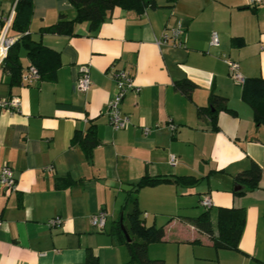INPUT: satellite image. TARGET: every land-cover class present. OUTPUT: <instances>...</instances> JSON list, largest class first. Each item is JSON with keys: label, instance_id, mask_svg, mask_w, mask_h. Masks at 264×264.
<instances>
[{"label": "crops", "instance_id": "crops-1", "mask_svg": "<svg viewBox=\"0 0 264 264\" xmlns=\"http://www.w3.org/2000/svg\"><path fill=\"white\" fill-rule=\"evenodd\" d=\"M15 2L0 0V19ZM156 3L140 14L116 6L96 30L83 21L68 35L41 29L61 15L73 18V5L33 0L27 32L57 50L60 65L53 80L26 85L11 83L0 64V98L20 101L18 111L0 108V167L10 166L16 178L14 190L0 188V264H85L88 249L98 264H123L128 252L113 232L143 175L199 179L136 192L144 223L163 226L162 238L147 247L150 258L164 264H264V125L254 121L225 62L235 61L244 78H264V2ZM177 21L184 26L182 46L157 45ZM211 31L218 33L216 46L209 44ZM6 33L18 36L10 27ZM19 59L23 72L25 51ZM82 64L89 68L86 91L75 86ZM115 69L128 71L134 85L120 102L129 122L119 130L112 129L107 113ZM182 80L194 84L189 96L176 85ZM211 94L225 97L229 109L217 113L215 124L199 111ZM91 124L98 143L87 158L71 140ZM252 162L261 170L257 186L235 195L242 185L234 176ZM60 179L69 183L57 187ZM203 196L211 201L210 211L245 208L238 249L215 248L207 233L186 220L205 209ZM99 210L107 214L100 229L90 223ZM54 216L62 219L58 227L46 223ZM211 221L214 227V214Z\"/></svg>", "mask_w": 264, "mask_h": 264}, {"label": "trees", "instance_id": "trees-1", "mask_svg": "<svg viewBox=\"0 0 264 264\" xmlns=\"http://www.w3.org/2000/svg\"><path fill=\"white\" fill-rule=\"evenodd\" d=\"M75 8V15L66 19L62 15L53 23L43 27L41 31L57 34H74L76 23L86 21L91 30H96L100 24L107 19L114 7L118 6L126 10H132L137 14L142 13L148 7L158 6L156 0H68ZM33 0H16L11 19L10 28L18 33L13 44L8 48L6 56L2 60V67L9 73L11 83L20 81L22 64L19 59L20 50L24 49L28 65L36 67L39 78L53 80L56 70L60 65V55L54 48L43 44L39 39L31 37L27 32L31 19ZM26 66V67H27ZM176 85L186 95H190L194 84L189 80L176 82ZM241 85V96L243 101L252 110L254 121L264 125V78L247 77ZM220 110H229L226 106L225 97L211 94L209 105L199 108V111L206 114L213 124ZM71 142L81 146L86 157L91 156L94 146L98 143L95 127L91 124L86 133L77 131ZM260 167L252 162L249 168L237 173L234 180L242 186L240 190L234 191L235 195H241L247 190L257 186L260 176ZM194 176H141L135 183L132 194L125 205L122 215V224L129 236L126 239L117 222L114 229V236L123 243L128 252V259L123 264H164L163 259L150 258L147 247L150 243L159 241L163 236V226L146 225L142 217V211L137 203L136 192L143 186H153L161 182H172L177 185H193L198 182ZM69 183L68 180L56 181L57 187ZM194 217L186 220L193 224L199 231L207 233L215 248L238 249V240L245 221V208L243 206H218L214 211V227L212 225V212L210 207ZM85 264H98V259L91 250L86 251Z\"/></svg>", "mask_w": 264, "mask_h": 264}, {"label": "built area", "instance_id": "built-area-1", "mask_svg": "<svg viewBox=\"0 0 264 264\" xmlns=\"http://www.w3.org/2000/svg\"><path fill=\"white\" fill-rule=\"evenodd\" d=\"M250 3H262L264 0H249ZM14 8L9 12V14L0 19V64L2 63L3 58L6 56L8 48L13 44L16 37L8 36L6 31L10 27L11 19L13 15ZM184 32V26L181 21H177L173 26L165 29L160 37L156 40L157 45L163 43H171L174 46H182L181 36ZM218 33L216 31H211L209 44L212 46L218 45ZM264 47V46H262ZM231 77L233 80L242 84L244 82L243 75L239 72L238 64L235 61L226 59L225 60ZM113 80L115 82V93L110 99L107 106V113L109 117V123L114 130H119L124 128L128 122V115L124 114L120 110V102L128 89L134 88L132 77L128 71L125 69H115L112 73ZM39 79V73L36 67L28 65L25 67L23 72L20 75V81L23 84L29 85L34 81ZM75 86L80 91H86L90 87V78H89V68L88 65L82 64L79 67L78 78L75 82ZM137 90V88H136ZM0 108H6L11 111H18L20 108V101L17 96H11L8 98H0ZM148 129L145 128L144 132H147ZM175 161V156L170 155L169 162L173 163ZM16 187V178L13 170L8 165H3L0 167V188L12 191ZM200 205L203 207H210L211 201L207 196H203L199 200ZM106 212L104 210H99L96 213H93L90 217L91 225L100 229L105 224ZM48 226L58 227L62 223L60 216H54L49 218L46 221Z\"/></svg>", "mask_w": 264, "mask_h": 264}, {"label": "water", "instance_id": "water-1", "mask_svg": "<svg viewBox=\"0 0 264 264\" xmlns=\"http://www.w3.org/2000/svg\"><path fill=\"white\" fill-rule=\"evenodd\" d=\"M124 188H126V189H127V188H128V189H131V186L123 187V189H124ZM119 221H120V227H121V230L123 231V233H124L126 239L129 240V236H128V234H127V232H126V230H125V228H124V226H123V224H122V222H121V221H122V217L119 218Z\"/></svg>", "mask_w": 264, "mask_h": 264}, {"label": "rangeland", "instance_id": "rangeland-1", "mask_svg": "<svg viewBox=\"0 0 264 264\" xmlns=\"http://www.w3.org/2000/svg\"><path fill=\"white\" fill-rule=\"evenodd\" d=\"M22 51H24V49H22ZM211 212H212V215L214 214V210H211Z\"/></svg>", "mask_w": 264, "mask_h": 264}]
</instances>
